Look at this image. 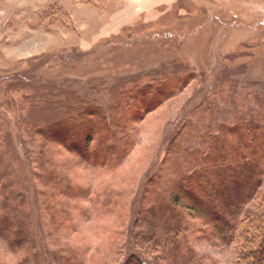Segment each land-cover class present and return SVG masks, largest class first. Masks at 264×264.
<instances>
[{"label":"rangeland","instance_id":"374dc122","mask_svg":"<svg viewBox=\"0 0 264 264\" xmlns=\"http://www.w3.org/2000/svg\"><path fill=\"white\" fill-rule=\"evenodd\" d=\"M258 148L264 0H0V264H254L176 186Z\"/></svg>","mask_w":264,"mask_h":264},{"label":"trees","instance_id":"16d2710c","mask_svg":"<svg viewBox=\"0 0 264 264\" xmlns=\"http://www.w3.org/2000/svg\"><path fill=\"white\" fill-rule=\"evenodd\" d=\"M81 121V122H80ZM78 127H83V131L85 132L87 139L84 143V151L87 150V144L92 141V131H89L86 129L85 121H82V118H79ZM77 123V120H76ZM60 128V129H59ZM64 129V127H63ZM58 130H62V125H55L51 131H53V134L55 135V138L58 140L61 139L60 143H62L66 148L68 149H74L77 146V143H81L82 139L78 138L79 136L71 131V128L67 127L66 130L63 131L62 136H58L59 132ZM59 138H58V137ZM83 137V135H81ZM80 139V140H79ZM94 141V140H93ZM79 143V144H80ZM253 148V147H252ZM262 149L258 148L254 151V153L251 155L252 157L255 156L256 151L261 152ZM178 149H175V151L171 150L174 154H177ZM264 152V149L262 150ZM82 152V151H81ZM80 154V153H79ZM87 157V156H86ZM85 157V158H86ZM224 156H221L223 158ZM185 162V161H184ZM221 165L217 167V170L214 172H209L207 177H205L203 174L202 176H198V174L195 175V179L198 182V192L204 193L203 200L201 201V197L199 195H196L192 192L191 185L189 182H187L188 179L185 178L186 172H183L182 175L185 180L179 179L177 182V188L180 189L181 194L185 197H191L192 200L194 199V203L196 206L195 210V217L200 219H204L206 217V222H208L210 225H212L213 228V234L216 237V239L220 240L221 244L228 245L231 242L234 241L235 238H240L241 235L244 236V240L241 242L242 250H239L240 257L239 261H242L241 259L245 256L242 255H253L254 257V264H263L264 263V195L261 197V203L262 205L259 206L260 208L253 210V212H248V214L245 216L242 222L238 221L237 215L234 214L233 211L230 210V207L236 208L237 213L240 214V211L244 208L246 202L252 201L255 199V194H257L259 186L263 184V175L264 170L256 160L253 162L254 165H252V160H246L244 157V161L241 162L240 165L232 166L230 164L229 158L222 159ZM219 162V163H220ZM181 169H177L178 171ZM241 170V171H240ZM225 174L223 175L222 173ZM249 174L253 180H250L247 178V176H244V174ZM232 173V175H235V178L232 179V182L229 184H226L225 181L228 180L226 175ZM205 174V173H204ZM211 174H214L219 176L216 177L219 179L223 191L219 192L217 191V184H208L203 185L202 181L205 179H211ZM181 175V174H179ZM220 175H223L221 177ZM194 179V180H195ZM202 179V180H199ZM213 179V178H212ZM211 179V181H212ZM225 184V185H224ZM173 198L172 196H170ZM206 198V199H204ZM223 200V203H217L216 200ZM197 206L199 208H197ZM175 215V214H174ZM176 218H179L178 215H175ZM238 221V224H237ZM168 223V222H167ZM166 224V223H165ZM165 230H169L166 228ZM172 230V229H171ZM156 231V228L151 227L150 232L153 234ZM149 232V233H150ZM20 236V235H19ZM175 238V237H174ZM174 238L172 235H165L164 240L167 239L169 241H173ZM175 246L179 247L178 243H173ZM241 251V252H240ZM136 263L135 264H147L145 260H141L140 257L135 258ZM247 264V263H245Z\"/></svg>","mask_w":264,"mask_h":264}]
</instances>
